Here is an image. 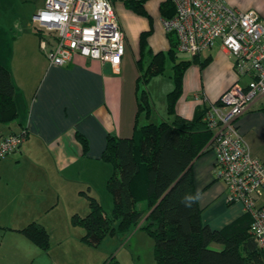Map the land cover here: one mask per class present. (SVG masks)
I'll use <instances>...</instances> for the list:
<instances>
[{
	"label": "crops",
	"instance_id": "crops-1",
	"mask_svg": "<svg viewBox=\"0 0 264 264\" xmlns=\"http://www.w3.org/2000/svg\"><path fill=\"white\" fill-rule=\"evenodd\" d=\"M163 1L144 2L148 18L133 13L122 2L115 3L125 50L119 66L113 68L109 63L78 55L64 66L49 65L39 47L36 24L31 20L45 0H0V8H9L13 12L11 17L15 16L7 25L0 21L9 31L6 35L2 31L5 29L0 30V65L11 74L17 110L14 121L0 123V136L26 131L19 150L0 159V264H22L30 254L23 248H40L19 230L35 222L48 233L46 222L42 225L37 218L50 215L56 207L66 210L67 222L64 217L61 220L64 227L83 230L71 223V217L83 216L88 211L84 192L101 203L103 189L108 203L105 184L111 167L101 160L106 136H131L137 113L136 80L156 54H167L171 48L167 35L169 45L165 42L160 48L155 47L156 43H162L154 29L162 34L164 30L159 22L154 26L153 14L157 11V20L161 21L159 8ZM226 3L240 11L253 9L264 22V0H226ZM19 15L31 17L30 21L24 31L20 29L11 37L14 27H10V22L14 19L16 26ZM146 32L145 47L141 50L140 35ZM177 53L180 52L174 47L173 59L166 57L171 63L170 72L154 75L146 83L150 102L148 122L172 119L167 112V95L173 88L172 67L178 62ZM181 54L186 56L184 61L193 59L183 74L181 94L174 104L175 114L184 118L192 119L197 109L216 102L233 84L245 86L248 81L237 76L233 57L220 45L195 56ZM145 55L149 58L146 64ZM263 103L264 98L250 103L236 124L250 155L264 164ZM77 134L87 141L86 153ZM192 173L203 224L220 230L245 214L241 204L226 202L227 190L217 175L213 149L193 161ZM258 204H264V196ZM80 228L75 230L74 237L86 245L81 241L84 230L82 233ZM211 248L219 250L221 246L211 244Z\"/></svg>",
	"mask_w": 264,
	"mask_h": 264
},
{
	"label": "trees",
	"instance_id": "trees-1",
	"mask_svg": "<svg viewBox=\"0 0 264 264\" xmlns=\"http://www.w3.org/2000/svg\"><path fill=\"white\" fill-rule=\"evenodd\" d=\"M146 0H125L124 6L133 13L148 18ZM161 18L173 14V7L164 0L160 4ZM38 36L40 33L36 30ZM148 32L140 35V49L145 46ZM167 54H156L136 80L137 113L133 132L127 138L107 134L101 160L111 167L105 188L112 200L110 214L87 192L88 211L74 214L71 223L83 228L81 241L97 247L107 235L128 236L139 227L153 238V254L157 264H264V249L258 247L251 230L249 214L213 230L203 224L198 193L194 188L193 161L213 149V132L203 120L206 107L197 109L192 119L175 114L174 104L181 94L185 70L193 62L182 60L172 67L173 88L167 95V112L171 121H147L139 125L138 116L149 118L150 102L146 83L163 73L166 57L173 59L174 37ZM201 63V67H202ZM14 85L7 68L0 65V123L9 124L17 117ZM264 109V103L262 105ZM77 138L83 152L87 141ZM42 250H47L49 237L39 224L31 222L19 230ZM211 244L221 246L219 250ZM102 264H118L114 257Z\"/></svg>",
	"mask_w": 264,
	"mask_h": 264
},
{
	"label": "built area",
	"instance_id": "built-area-1",
	"mask_svg": "<svg viewBox=\"0 0 264 264\" xmlns=\"http://www.w3.org/2000/svg\"><path fill=\"white\" fill-rule=\"evenodd\" d=\"M125 0H45L32 16L40 33L39 47L51 66H64L76 55L119 66L124 34L115 11ZM173 14L161 18L165 34L174 37L177 52L191 56L216 45L233 57L238 77L208 105L203 120L213 132L218 177L226 186V202L239 203L252 218L251 230L264 249V164L249 152L236 120L255 100L264 98V22L248 9L229 7L226 0H166ZM198 98V97H196ZM26 131L0 136V159L17 152Z\"/></svg>",
	"mask_w": 264,
	"mask_h": 264
},
{
	"label": "rangeland",
	"instance_id": "rangeland-1",
	"mask_svg": "<svg viewBox=\"0 0 264 264\" xmlns=\"http://www.w3.org/2000/svg\"><path fill=\"white\" fill-rule=\"evenodd\" d=\"M117 3V2H116ZM117 4H121L118 2ZM116 4V7H117ZM9 8H0V21L2 20L6 25L7 21L11 17L13 12L8 11ZM157 12V11H156ZM154 12V26L156 24L161 25V21L157 20V13ZM29 16L19 15V21H17L16 26L13 23V20L10 22V27H14L11 37H13L18 30L24 31L26 27V22L29 20ZM0 30L5 29L6 26L0 23ZM6 35L9 33L7 29L2 30ZM154 34L160 39L162 44H155V47L160 48L168 43V39L164 34L159 33V31L154 29ZM10 40V39H9ZM8 44V41H7ZM186 56L181 53H177L175 61L183 60ZM144 63L146 64L149 61V58L145 55L143 58ZM170 62L165 60V72H170L169 66ZM163 71V72H164ZM164 72V73H165ZM145 112L142 111L139 116V125L147 123L145 117ZM153 118V117H152ZM152 121V119H150ZM154 121V120H153ZM157 123V122H154ZM101 203L102 207L106 214H110L112 209V200L109 195L108 203L105 201L103 196V189H101ZM66 210L62 206L56 207L50 215H42L40 218H37V221L44 225L46 224V229L49 233L50 239V248L48 251L37 248L36 246H31L28 248H23V251H26L29 254L28 259H23L22 264H102L103 261L108 257H114L118 264H157L153 254V238L151 235L142 228H135L128 236L120 238L119 236H110L107 235L103 238L100 244L97 247H90L84 245L77 238H75V233L77 228L80 227H64L61 222L62 218L66 221ZM44 222V223H43ZM67 222V221H66ZM60 225V226H59ZM80 232L83 233V230L80 228ZM77 236V233H76Z\"/></svg>",
	"mask_w": 264,
	"mask_h": 264
}]
</instances>
